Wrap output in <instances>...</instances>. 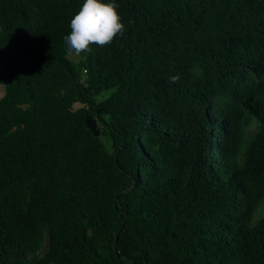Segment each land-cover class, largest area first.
I'll list each match as a JSON object with an SVG mask.
<instances>
[{"label":"trees","instance_id":"obj_1","mask_svg":"<svg viewBox=\"0 0 264 264\" xmlns=\"http://www.w3.org/2000/svg\"><path fill=\"white\" fill-rule=\"evenodd\" d=\"M82 2L0 0V264H264V0Z\"/></svg>","mask_w":264,"mask_h":264},{"label":"clouds","instance_id":"obj_2","mask_svg":"<svg viewBox=\"0 0 264 264\" xmlns=\"http://www.w3.org/2000/svg\"><path fill=\"white\" fill-rule=\"evenodd\" d=\"M71 31L65 36L70 54L81 55L90 45L104 46L122 35L124 24L116 10L114 0H83L79 11L70 20Z\"/></svg>","mask_w":264,"mask_h":264},{"label":"water","instance_id":"obj_3","mask_svg":"<svg viewBox=\"0 0 264 264\" xmlns=\"http://www.w3.org/2000/svg\"><path fill=\"white\" fill-rule=\"evenodd\" d=\"M85 123H86V127L93 133L94 137H98L100 135V130L94 119H91L90 117H86Z\"/></svg>","mask_w":264,"mask_h":264},{"label":"rangeland","instance_id":"obj_4","mask_svg":"<svg viewBox=\"0 0 264 264\" xmlns=\"http://www.w3.org/2000/svg\"><path fill=\"white\" fill-rule=\"evenodd\" d=\"M69 57L73 60H76L78 59L79 55L71 54ZM3 92H4V86L0 85V96L3 94ZM104 95H107V93H104ZM76 106H79V104H76Z\"/></svg>","mask_w":264,"mask_h":264}]
</instances>
